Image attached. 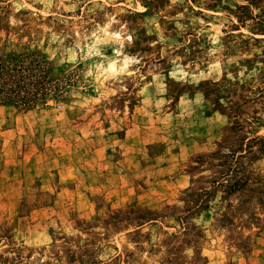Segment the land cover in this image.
<instances>
[{"label": "rangeland", "instance_id": "1", "mask_svg": "<svg viewBox=\"0 0 264 264\" xmlns=\"http://www.w3.org/2000/svg\"><path fill=\"white\" fill-rule=\"evenodd\" d=\"M25 53L0 264H264V0H0Z\"/></svg>", "mask_w": 264, "mask_h": 264}, {"label": "trees", "instance_id": "2", "mask_svg": "<svg viewBox=\"0 0 264 264\" xmlns=\"http://www.w3.org/2000/svg\"><path fill=\"white\" fill-rule=\"evenodd\" d=\"M45 62L36 53L21 54L0 62V101L30 109L36 103H46L47 93L44 81H32L38 76ZM54 97V95H53Z\"/></svg>", "mask_w": 264, "mask_h": 264}]
</instances>
